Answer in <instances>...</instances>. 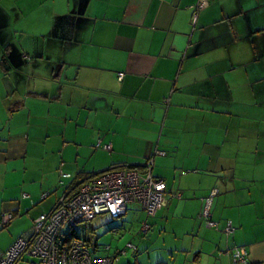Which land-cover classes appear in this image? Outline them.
<instances>
[{
    "label": "crops",
    "instance_id": "1",
    "mask_svg": "<svg viewBox=\"0 0 264 264\" xmlns=\"http://www.w3.org/2000/svg\"><path fill=\"white\" fill-rule=\"evenodd\" d=\"M199 2L0 0V253L80 177L152 161L166 204L124 215L156 264H264V0Z\"/></svg>",
    "mask_w": 264,
    "mask_h": 264
},
{
    "label": "built area",
    "instance_id": "2",
    "mask_svg": "<svg viewBox=\"0 0 264 264\" xmlns=\"http://www.w3.org/2000/svg\"><path fill=\"white\" fill-rule=\"evenodd\" d=\"M208 5L209 0H200L196 10ZM104 148L111 149V145L106 144ZM146 167L148 173L127 166H113L89 176L81 182L75 195L61 198L52 210L37 216L32 228L0 253V264H18L21 261L27 264H114V257L93 258L86 240L75 236L73 230L78 223L92 220L100 214L121 217L127 210V203L133 201L141 203L148 216H154L166 204L167 184L152 176V161L147 162ZM216 193L217 190L206 199L202 213L211 227L217 226L210 212ZM13 217L12 213L4 214L2 223L8 224ZM225 232L233 233L234 227L228 223ZM247 257L248 251L238 247L232 260L234 264H245Z\"/></svg>",
    "mask_w": 264,
    "mask_h": 264
},
{
    "label": "rangeland",
    "instance_id": "3",
    "mask_svg": "<svg viewBox=\"0 0 264 264\" xmlns=\"http://www.w3.org/2000/svg\"><path fill=\"white\" fill-rule=\"evenodd\" d=\"M147 224L150 227V223ZM148 229L141 225L140 219L128 215L112 218L108 214H100L92 220L78 223L74 235L86 240L93 258L115 256L114 264H156L161 254L156 253L155 245H151L149 251L145 249L148 245L145 241L152 235V232L147 233Z\"/></svg>",
    "mask_w": 264,
    "mask_h": 264
},
{
    "label": "trees",
    "instance_id": "4",
    "mask_svg": "<svg viewBox=\"0 0 264 264\" xmlns=\"http://www.w3.org/2000/svg\"><path fill=\"white\" fill-rule=\"evenodd\" d=\"M128 168H132V166H127ZM133 169H137V168H133ZM93 174H87V175H85V176H83V177H80V179H82L81 180V182L83 181V180H85L86 178H88L89 176H92ZM73 233H74V230H73ZM78 237V236H77ZM25 262V261H24Z\"/></svg>",
    "mask_w": 264,
    "mask_h": 264
}]
</instances>
